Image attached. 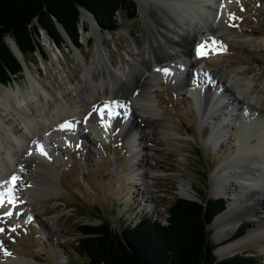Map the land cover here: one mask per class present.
<instances>
[{
	"label": "rangeland",
	"instance_id": "obj_1",
	"mask_svg": "<svg viewBox=\"0 0 264 264\" xmlns=\"http://www.w3.org/2000/svg\"><path fill=\"white\" fill-rule=\"evenodd\" d=\"M223 2L227 7L225 29L221 33L205 34L200 46L205 60L209 54L217 53L220 54L219 61H207L205 66L201 63L200 67L208 70L215 65L234 66L240 69L238 74L252 79L255 88L261 89L264 85V0ZM164 9L159 0H151L147 8L149 16L145 18L141 17L137 4L134 17H127V11L119 10L116 13L117 27L112 32L103 29L92 15L83 10L86 16L80 20V47L75 46L67 35V46L57 47L40 31L39 41L43 52L37 49L26 56L21 53L25 63L23 70L13 75L6 85L28 88L30 71L52 93L47 98L42 93L39 95L41 104L46 109H52L54 102L51 96L58 95L56 88L62 83L65 73L84 83V62L105 71L100 54L92 52L95 37L91 33L92 23L96 26L97 34L102 36L103 45L114 58L121 61L118 66L126 68L130 53L138 58L134 41L143 45L142 36H145L152 46H158L151 19L164 17ZM176 19L173 18L172 26L178 23ZM85 36L88 37L87 41ZM51 48L59 56V61L54 60L52 66L46 67L52 55ZM161 57L165 58L166 54L163 53ZM181 61L186 62L185 59ZM154 69L161 75L160 86H155L152 92L160 115L142 112L147 119L146 124L132 127L133 110L124 104L118 107V119L114 116L116 109L112 111L110 107H103L107 117V131L104 134L97 135L84 126L79 127L76 135L70 130L56 135L52 131L41 132L46 137L42 139L45 145L49 137L54 143L50 145L53 150L48 152L53 157L44 161V167L51 169L53 177L49 169L33 167V160L29 159L25 170L32 180L27 181L28 177H25L16 186L6 185L7 197L0 200V258L16 251L32 257L31 261L35 264H54L53 254L59 253L61 264H80L85 257L76 246L80 235L77 229L79 224L98 223L106 218L112 225L118 226L122 221H136L143 212L164 219L170 202L183 197L178 193L181 179L190 182L195 197L202 200L207 196H224L228 205V194L213 193L212 183L213 178L221 173L218 166L228 151V142L237 137L239 125H229L224 139H211V119L201 118V108L193 95L194 89L202 83L197 71L186 66L181 67L183 72L178 73H163L158 66ZM178 82L186 85H179ZM212 86L215 91L220 89L219 85ZM0 119L13 125L16 132L21 127L19 118L12 110L0 107ZM162 119L167 123H162ZM39 138L36 137L31 144L38 143ZM130 154L135 155L134 160L130 159ZM34 163L39 161L35 159ZM26 185L33 187V198L21 206L20 193L24 192ZM227 192L231 194L236 191L229 185ZM263 197V193H260L258 200ZM252 213L254 215L246 216L241 221L243 227L247 228L245 233L264 218V213ZM239 226L222 242L231 240ZM208 228L217 246L219 242L214 235L215 228L210 224ZM17 244L20 246L17 247ZM243 252L256 255L257 264H264V249L251 246L235 253Z\"/></svg>",
	"mask_w": 264,
	"mask_h": 264
},
{
	"label": "bare ground",
	"instance_id": "obj_2",
	"mask_svg": "<svg viewBox=\"0 0 264 264\" xmlns=\"http://www.w3.org/2000/svg\"><path fill=\"white\" fill-rule=\"evenodd\" d=\"M150 1L135 0L143 18L148 15ZM159 1L165 8L162 11L164 17L151 19L159 44L152 46L145 36H142L143 45H138L134 41L138 58L130 53L126 68L118 66L121 61L107 50L103 45L102 36L96 32L95 24H91V33L95 35L92 52L100 54L105 71L102 68H92L91 64L84 62L83 77L86 79L84 83L65 73L62 83L56 88L58 95L51 96L54 102L52 109H46L39 100L41 93L45 98L52 93L30 71L28 88L17 85L13 87L11 84L0 85V107L14 111L21 123L16 132L13 125H8L0 119V200L7 197L6 185L16 186L22 183L25 177H28L27 181L32 180L30 173L27 176L25 170L29 159L33 160L34 165L31 164L33 167L49 169L51 173L49 167H44V161L45 158L53 157L48 152L53 150L50 145L54 143L49 137L45 145L42 139L46 137L45 134L41 135L42 131H52V134L56 135L70 130L76 135L79 127L84 126L101 135L107 131L104 108L110 107L112 111L116 109L114 116L118 119V107L124 104L133 110L132 127H140L142 123H147L144 112L148 111L153 116L160 115V110L152 97L155 86L161 84L159 78L161 75L154 72L155 66L163 73L164 69H167L166 73L183 72L181 67L186 66L197 71V76L202 80L201 85L194 89L193 95L201 108L199 112L201 118L211 119L213 127L211 139L216 141L224 139L231 124H238L240 127L237 137L228 142V151L218 166L221 173L213 178V193L228 194V205L225 210L216 215L210 223V226L215 228L214 235L219 242L214 252L219 257H224L251 246L264 249V218L247 233L222 242L233 233L244 217L254 215L253 211L256 215L264 213V197L258 200L260 193L264 195V85L261 89H256L252 79L238 74L240 69L234 66L215 65L208 70L200 67L201 63L205 66L207 61L213 63L219 61L220 54L217 53L209 54L205 60V54L200 46L205 34L221 33L225 29L227 7L223 0ZM85 16L86 14L82 12L80 20ZM174 17H177L178 23L172 26ZM84 39L87 41L88 37L85 36ZM6 40L23 58L12 38L7 37ZM163 53L166 54L165 58L161 57ZM81 57L84 59L83 55ZM184 59L186 62H179ZM54 60L59 61V56L52 49L46 67L52 66ZM178 84L186 85L183 82ZM211 84L219 85L220 89L215 91ZM65 122L67 125L60 127ZM161 122L167 123L164 119ZM38 136L40 137L38 143L32 145L31 142ZM134 158L135 155L130 154V159ZM35 159L39 163H34ZM51 176L53 177V173ZM229 185L233 186L236 192L228 193ZM32 188L26 185L24 192L20 193L21 206L33 198ZM178 193L187 197L195 196L194 189L186 179L180 180ZM31 260L32 257L14 251L11 255L0 258V264H35ZM53 260L54 264H61L59 253L53 254Z\"/></svg>",
	"mask_w": 264,
	"mask_h": 264
},
{
	"label": "trees",
	"instance_id": "obj_3",
	"mask_svg": "<svg viewBox=\"0 0 264 264\" xmlns=\"http://www.w3.org/2000/svg\"><path fill=\"white\" fill-rule=\"evenodd\" d=\"M81 8L110 32L117 27V11H127V17L136 15L134 0H0V84L6 85L23 70L7 37L24 56L37 49L43 52L41 29L57 47L67 46L55 17L71 42L80 47ZM225 203L224 196H207L201 202L177 197L164 219L143 212L136 221H122L118 226L106 218L96 224H79L76 246L85 257L80 264H257V256L246 252L221 258L215 255L208 223ZM246 230L240 223L231 239Z\"/></svg>",
	"mask_w": 264,
	"mask_h": 264
},
{
	"label": "water",
	"instance_id": "obj_4",
	"mask_svg": "<svg viewBox=\"0 0 264 264\" xmlns=\"http://www.w3.org/2000/svg\"><path fill=\"white\" fill-rule=\"evenodd\" d=\"M83 10H86V9H84V8H81L80 9V12L82 13L83 12ZM90 15H92V13L90 12V11H88V10H86ZM93 16V15H92ZM53 19H54V21H55V23H56V25H57V27H58V29L62 32V34L64 35V36H66V33H65V31H64V29H63V27L61 26V24L56 20V18L55 17H53ZM41 31H42V33L44 34V35H46V37H48L50 40H52V38L50 37V35L48 34V32L46 31V30H44V29H41ZM66 38V37H65ZM7 41V40H6ZM8 43V42H7ZM8 45H9V43H8ZM10 46V45H9ZM10 49L12 50V52L15 54V56L19 59V61L21 62V64H22V67H24V60L21 58V56H20V54H18V53H16L13 49H12V47L10 46ZM19 51V50H18ZM19 53H21L20 51H19ZM183 197H185V198H188V199H193V200H197V201H199V202H201V199H199V198H197V197H186V196H183ZM221 212V211H220ZM217 215V214H216ZM212 222V221H211ZM211 222H209L208 224H210ZM91 224H96V223H91ZM221 258V257H220Z\"/></svg>",
	"mask_w": 264,
	"mask_h": 264
},
{
	"label": "snow or ice",
	"instance_id": "obj_5",
	"mask_svg": "<svg viewBox=\"0 0 264 264\" xmlns=\"http://www.w3.org/2000/svg\"><path fill=\"white\" fill-rule=\"evenodd\" d=\"M164 71L166 72L167 71V69H164ZM67 125V122H65V124L64 125H60V127H65ZM0 231H2V229H0Z\"/></svg>",
	"mask_w": 264,
	"mask_h": 264
}]
</instances>
